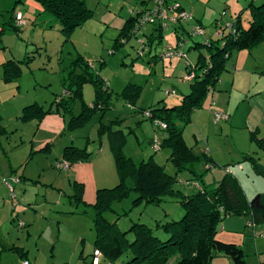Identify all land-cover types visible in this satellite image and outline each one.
Returning <instances> with one entry per match:
<instances>
[{
  "label": "rangeland",
  "instance_id": "374dc122",
  "mask_svg": "<svg viewBox=\"0 0 264 264\" xmlns=\"http://www.w3.org/2000/svg\"><path fill=\"white\" fill-rule=\"evenodd\" d=\"M93 1L92 6L86 4L90 17L69 34L62 31V23L52 15L46 19L41 16L35 25L22 28L19 37L13 28L10 34L0 33V230L4 234L11 232L13 241L17 236L15 241L26 247L23 259L28 264H96L93 204L100 189H111L119 183L114 144L119 146L121 156L136 165L153 157L166 173L175 174L169 160L170 150L161 147L160 151H154L150 144L151 141L162 144L166 133L147 119L143 110L164 103L168 106L181 103L191 88L186 80L185 63L159 57L165 40L160 44L157 40L149 41L148 37L156 34L154 26H145L137 37H131L133 31L125 34L124 25L132 10H142L149 6L150 0L143 6H137L142 0ZM263 1L169 0V3L180 2L186 12L193 13L194 19L185 23V29L188 32L192 25L200 24L205 34L195 41L201 42L203 37H217V32L228 33L238 16L246 24L251 6ZM21 2L29 14L38 17L43 7L38 0ZM30 2L34 5L30 6ZM166 39L174 44L176 36L167 32ZM143 41L148 46L146 52L142 49ZM205 51L201 46L191 50L188 59L194 61L198 52ZM246 51L253 52L248 66L255 71L256 64L264 62V47ZM237 52L233 51L230 59ZM151 58L155 61L149 62ZM230 59L226 67L231 64ZM83 63L90 67L87 74ZM8 64L10 77L5 79L4 68ZM81 75L92 79L98 76L109 83L110 94L105 97L108 99L96 109L90 108L97 101L92 81L84 80L79 86L81 96L75 95ZM73 81L76 83L72 84ZM213 89L207 91L202 105L193 113L204 111L212 115L209 103L215 94ZM170 90L175 95L168 93ZM69 102L71 108L66 109ZM206 116L207 119L203 117L197 122L200 128L190 122L183 138L196 154L208 153L213 163L198 165L196 180L189 171L180 173L176 190L192 193L212 187L229 175L238 181L250 201L263 194L264 177L256 174L246 158L251 154L264 167L262 145L251 138L250 131L237 126L243 119L216 127L211 124L214 117L208 122L209 115ZM67 147L85 150L87 156L77 162L81 164L79 168L60 165H70L63 160ZM128 184H132L131 180ZM136 197L132 192L127 200L114 204V211L105 217L117 221L121 232L144 224L156 230L155 237L167 240L166 234L155 226L179 221L184 216L181 199L166 196L159 205L143 203L133 207ZM250 222L249 218L228 217L219 223L216 240L237 245L243 249L247 264H258V254L264 257V227L256 225L254 230L248 225ZM128 239L133 241V235H128ZM11 254L10 251L2 254L1 264H9ZM131 259L127 253L112 263L101 254L99 264H128ZM224 260L229 259L216 255L212 264H226ZM176 263L177 257H173L168 264Z\"/></svg>",
  "mask_w": 264,
  "mask_h": 264
},
{
  "label": "trees",
  "instance_id": "16d2710c",
  "mask_svg": "<svg viewBox=\"0 0 264 264\" xmlns=\"http://www.w3.org/2000/svg\"><path fill=\"white\" fill-rule=\"evenodd\" d=\"M38 1L43 6V13L54 16L62 23V31L66 34L90 17V12L83 0ZM166 1L168 7L178 5V9L168 13L174 22L169 24L166 31L155 26L156 34L149 36V41L157 40L160 44L164 34L172 32L176 36V41L174 44L168 43L161 54L182 43L184 44L183 52L186 54L185 60L188 56L186 48L196 50L200 46L207 49L210 59L207 62L203 53H199L198 62L194 65L188 64L187 73L194 72L195 78L189 81L190 92L183 96L180 104L168 106L164 103L153 109L143 110V112L151 113L152 118L149 120L152 122L159 120L167 126L166 129L159 127L166 133L163 143L159 144L160 148L165 147L170 150L169 160L175 168L174 175L166 173L153 157L149 161H142L136 165L131 159L120 155L119 146H113L119 183L111 189L104 188L97 192L93 204V221L97 231L95 251H99L112 263L118 261L124 254L130 253L132 259L128 264H168L173 257H177L176 264H212L214 257L220 254L228 258L232 264H247L242 248L216 240L217 227L228 217L249 218L250 223L264 227V194H258L251 201L248 200L238 181L229 175L212 187H203L202 190L192 193H182L176 190L175 186L180 173L189 171L196 180L198 174L195 168L202 162L207 165L213 163V159L208 154L197 155L193 148L186 144L183 131L191 122L193 111L202 105L207 91L215 86L220 73L226 69L232 52L253 50L264 45V2L251 6V19L247 27L242 25L241 17L238 16L230 25L228 33L220 31L216 33L217 37L212 35L203 37L201 43L195 41L197 37L205 34L200 24L192 25L188 32L185 29V23L194 19L192 13L187 12L191 14V20L180 19L179 14L185 9L178 2ZM142 11L144 9L134 11L131 18L126 21L124 25L126 35L134 31L140 16L137 13ZM195 28L201 30L203 34L194 35ZM141 31L144 32V28ZM180 31L186 35L180 34ZM168 60L171 61V59ZM9 66L10 64L7 68L5 67V79L10 77ZM82 66L84 73H89L88 64L83 63ZM15 76L18 77L19 73L16 72ZM79 77L78 87L75 90L76 97L81 96L79 86L84 80L88 79L94 83L97 101L90 108L96 109L99 103L108 99L105 98L110 94L108 82L106 83L98 76L94 79L85 75ZM73 83L76 82L73 81ZM70 108L71 102L66 106V109ZM252 139L261 145V140L255 133L252 134ZM84 154L85 150L67 147L64 159L75 163L86 158L87 154ZM246 158L251 161L256 174L264 177V168L253 157L246 156ZM130 180L131 185L128 184ZM132 192L137 194L133 200V207L143 203L159 205L166 196L181 199L185 209L184 216L179 221H171L163 225L157 223L155 226L166 234L167 240L155 237L156 230L144 224H135L129 230L121 232L117 228V221L111 222L105 217L106 213L114 211V204L127 200ZM130 234L133 235V241L128 239Z\"/></svg>",
  "mask_w": 264,
  "mask_h": 264
},
{
  "label": "crops",
  "instance_id": "0c3cea01",
  "mask_svg": "<svg viewBox=\"0 0 264 264\" xmlns=\"http://www.w3.org/2000/svg\"><path fill=\"white\" fill-rule=\"evenodd\" d=\"M21 1L22 0H0V28H1L0 33H2L3 31L9 33V31H11L10 28H13V30L15 31L14 33H16V35L19 37L21 36L20 30L22 28H27L31 24L35 25L36 20L39 19L41 16H43L41 18H44V19L51 16L50 14L43 13L44 11L43 7L40 9V6L38 5L40 10L37 9L39 10V14H38V17H35L34 15L29 14V10L24 6L23 2ZM83 1L85 2V4H88L89 6H92L95 3V1L93 0H83ZM28 2L29 0H26V3ZM146 3H147V0H142L140 1L139 4L137 3L138 4L137 6H143V5H146ZM33 5L34 3L30 2V6H33ZM151 6H152V2L150 0L149 6H144L143 9L149 8ZM181 6L185 9V7L182 4ZM17 13L23 14L24 21H25V25L23 27L17 26V22H16ZM133 13H134V10H132V14ZM250 19H251V15L248 18L246 24H242V25L244 27H247L248 21ZM131 35H132L131 37H134V36L137 37L138 33H132ZM164 40L165 42H164L163 48H165V46L168 45V43L173 44L168 39H166V34H164ZM262 46L264 47V45ZM191 50L189 48L188 49L186 48V51H187L186 53L187 54L191 53ZM252 54L253 52L248 53L246 50L238 51L235 54L233 60L232 58L230 59L232 60L231 64L229 63L230 62L229 61L228 62L229 65L226 67L225 70H223L220 73L216 81V84L213 87L215 94L211 96L212 101L210 100V103H209V106L212 110V115L210 112L198 111L196 113H192L191 122L194 123L195 128H200L199 125H197V122H199L203 117H206L205 119H207L206 115H209L208 122H210V120H212V118L214 117V122L211 124L213 126L218 127L219 125H223V124L233 125L235 121H239L243 119L242 123L241 124L238 123L237 126L242 127V129H247L248 131H250L251 138H252V134L257 133L260 136L259 138L261 140V145L264 148V62L257 63L256 64L257 67L255 66V69H254L255 71H252L253 67L248 66L250 64L249 61H250V57L252 56ZM203 55L204 57H206L205 59L208 62V60L210 59L208 52L205 51ZM188 56H187V60H185L184 58L183 59H173L170 62L184 61L185 69L187 70L188 64L194 65L196 64V62H198L199 52L194 61L189 60ZM11 61H13V59H11ZM154 61L155 59L153 58L149 60V62H154ZM4 72H5V68H4ZM189 85H191V83H189ZM216 114L223 115V117L226 116L227 118L217 119ZM195 138L197 140L196 135H195ZM154 142L155 141H151L150 143L151 147ZM114 145L116 146V144ZM204 154H208V153H204ZM250 155L251 154H247L246 156H250ZM63 160L65 162H69L65 160L64 158ZM69 164H70L69 167L73 169H77L81 166V164H77V162H75L74 164L69 162ZM225 166H227V164ZM262 168L264 167L262 166ZM227 221H230V220H227ZM229 223H232V222H229ZM252 224L253 223H250L248 225H251L253 227L254 224L253 225ZM255 226L256 225H254V230L256 229ZM12 238H13V235L11 234V232L4 234L0 230V252H1L0 264L2 263L1 262L2 254L8 251H10V254L14 253V254H11L12 261H10L9 264H11V262H14L15 264H17L19 263L18 261L22 262L23 264L24 262H27L25 259H23V255L25 253L24 250L26 247L24 246L21 247V245H19L20 243H17V241H15L17 240V236L14 238L15 242L13 241ZM15 254H17L18 256H15ZM218 257H223V255L220 254L218 255ZM99 258L100 257L94 258L93 263L99 264ZM257 259L259 262L258 264H264L263 256H260V254H258ZM225 263L232 264V262H229V260L225 261Z\"/></svg>",
  "mask_w": 264,
  "mask_h": 264
},
{
  "label": "built area",
  "instance_id": "2783aa9c",
  "mask_svg": "<svg viewBox=\"0 0 264 264\" xmlns=\"http://www.w3.org/2000/svg\"><path fill=\"white\" fill-rule=\"evenodd\" d=\"M152 6L149 8H145L144 11L137 13L139 16L137 26L134 27L133 33H139L145 26H157L163 31H166L169 27V24L174 22V19H171L168 16V13H171L178 9V5H175L174 7H168L167 6V1L166 0H151ZM134 14V13H133ZM179 18L183 20H191L192 16L190 13H187L185 11L180 12ZM171 19V20H170ZM16 22L18 27H23L25 25L24 17L22 13H17L16 14ZM203 32L199 30L198 28L194 29V35H202ZM183 46L184 44L180 43L176 48H170L163 54H161L162 59H183L186 57V54L183 52ZM143 51L146 52L148 49V46L146 42H143ZM195 78V73L189 71L187 73L186 80L189 82ZM168 93L174 94L175 92L173 90H170ZM144 116L147 119H151L152 115L150 112L145 111L143 112ZM216 118H227L226 116L223 117V115L216 114ZM155 125L162 129H166V125L162 123L159 120H154L153 121ZM154 151H159L160 150V144L159 142L155 141L152 145ZM69 167L67 163L60 164ZM59 165V166H60ZM12 190V189H11ZM202 190V189H199ZM253 225V224H252ZM254 227V225H253ZM95 258L100 257L101 253L99 251H95L94 253ZM24 264H28V262H24Z\"/></svg>",
  "mask_w": 264,
  "mask_h": 264
}]
</instances>
